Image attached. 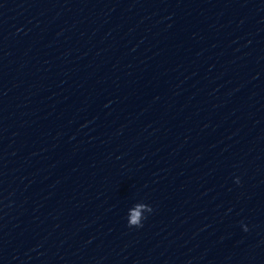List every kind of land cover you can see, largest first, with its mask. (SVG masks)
Instances as JSON below:
<instances>
[{
	"label": "clouds",
	"instance_id": "obj_1",
	"mask_svg": "<svg viewBox=\"0 0 264 264\" xmlns=\"http://www.w3.org/2000/svg\"><path fill=\"white\" fill-rule=\"evenodd\" d=\"M149 207H150V210H152L151 206H149ZM132 223H137V219L135 216L133 217ZM137 227H142V224H137Z\"/></svg>",
	"mask_w": 264,
	"mask_h": 264
}]
</instances>
